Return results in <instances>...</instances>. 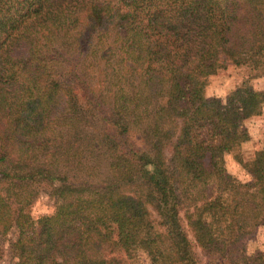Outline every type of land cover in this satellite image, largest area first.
Instances as JSON below:
<instances>
[{
    "label": "trees",
    "instance_id": "trees-1",
    "mask_svg": "<svg viewBox=\"0 0 264 264\" xmlns=\"http://www.w3.org/2000/svg\"><path fill=\"white\" fill-rule=\"evenodd\" d=\"M229 64L264 76V0H0V264H264V91L207 98Z\"/></svg>",
    "mask_w": 264,
    "mask_h": 264
},
{
    "label": "rangeland",
    "instance_id": "rangeland-1",
    "mask_svg": "<svg viewBox=\"0 0 264 264\" xmlns=\"http://www.w3.org/2000/svg\"><path fill=\"white\" fill-rule=\"evenodd\" d=\"M251 73L242 67H236L234 65H228L226 69L219 71L216 75L210 77L208 79L207 86L205 88V96L207 98H219L221 100H225L226 96L234 90L236 87L240 86L244 82L250 83L256 90L264 91V83L263 85H259L261 80H264V76L251 79ZM264 114V107L262 109V113L260 116ZM259 117V116H257ZM254 117V118H257ZM240 158L244 162H249L254 158V155L251 157V150L247 152H243L242 149H239ZM226 169L227 171L234 175L239 180L245 182L248 180V176L243 169V167L233 158L232 156H226L225 159ZM52 203L48 199H42L33 208V214L35 216L45 214L51 211ZM189 238L192 241L191 235ZM247 250L249 253H253L256 249L264 250V232L260 230L258 236L255 239L247 240ZM199 252V251H198ZM201 260L204 263V259L202 258L201 253L199 252ZM128 264H149L148 259L145 255L140 254L138 261L136 263H128Z\"/></svg>",
    "mask_w": 264,
    "mask_h": 264
},
{
    "label": "crops",
    "instance_id": "crops-1",
    "mask_svg": "<svg viewBox=\"0 0 264 264\" xmlns=\"http://www.w3.org/2000/svg\"><path fill=\"white\" fill-rule=\"evenodd\" d=\"M264 80L259 82L263 85ZM247 131L249 140L240 146L243 152L251 150V157L254 153L264 150V114L257 118H253L247 122Z\"/></svg>",
    "mask_w": 264,
    "mask_h": 264
}]
</instances>
